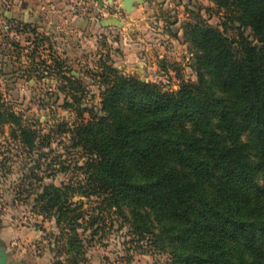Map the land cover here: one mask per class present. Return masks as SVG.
Wrapping results in <instances>:
<instances>
[{
	"label": "trees",
	"instance_id": "trees-1",
	"mask_svg": "<svg viewBox=\"0 0 264 264\" xmlns=\"http://www.w3.org/2000/svg\"><path fill=\"white\" fill-rule=\"evenodd\" d=\"M211 1L230 10L237 37L188 29L198 81L176 91L109 68L105 115L69 129L88 156L84 178L42 185L41 212L75 232L85 211L71 197L106 194L154 215L172 237L170 264H264V0ZM23 122L0 95V127L31 150L36 130Z\"/></svg>",
	"mask_w": 264,
	"mask_h": 264
},
{
	"label": "rangeland",
	"instance_id": "rangeland-1",
	"mask_svg": "<svg viewBox=\"0 0 264 264\" xmlns=\"http://www.w3.org/2000/svg\"><path fill=\"white\" fill-rule=\"evenodd\" d=\"M87 1L73 7L85 14L61 35L46 34L56 22L0 18V95L36 130L29 150L11 137L10 125L0 127V254L8 264H170L172 237L148 209L135 216L131 205L113 206L106 194L78 193L71 201L85 213L74 232L35 199L44 184L84 178L79 167L88 156L69 129L92 113L105 115L109 68L176 91L198 81V49L187 30L207 24L234 39L238 24L211 0H135L130 10L123 0Z\"/></svg>",
	"mask_w": 264,
	"mask_h": 264
},
{
	"label": "crops",
	"instance_id": "crops-1",
	"mask_svg": "<svg viewBox=\"0 0 264 264\" xmlns=\"http://www.w3.org/2000/svg\"><path fill=\"white\" fill-rule=\"evenodd\" d=\"M87 0H0V18L1 19H17L24 23L35 22L38 25L53 22L58 23L57 30L50 28L46 34L55 32L59 35L63 34V27L69 21L79 23L81 16L85 14L84 7L81 9H73L74 6H87ZM52 30V31H50Z\"/></svg>",
	"mask_w": 264,
	"mask_h": 264
},
{
	"label": "water",
	"instance_id": "water-1",
	"mask_svg": "<svg viewBox=\"0 0 264 264\" xmlns=\"http://www.w3.org/2000/svg\"><path fill=\"white\" fill-rule=\"evenodd\" d=\"M101 1V0H98ZM135 0H123V5L125 7L126 10H130L131 8H133V2ZM0 264H8L7 263V255L4 253L0 254Z\"/></svg>",
	"mask_w": 264,
	"mask_h": 264
}]
</instances>
